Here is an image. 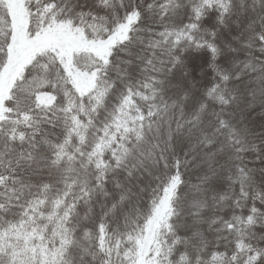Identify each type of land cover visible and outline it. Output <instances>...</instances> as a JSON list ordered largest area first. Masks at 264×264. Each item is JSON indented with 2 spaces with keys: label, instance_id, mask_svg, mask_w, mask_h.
Here are the masks:
<instances>
[{
  "label": "snow or ice",
  "instance_id": "1",
  "mask_svg": "<svg viewBox=\"0 0 264 264\" xmlns=\"http://www.w3.org/2000/svg\"><path fill=\"white\" fill-rule=\"evenodd\" d=\"M0 264H264V0H0Z\"/></svg>",
  "mask_w": 264,
  "mask_h": 264
}]
</instances>
